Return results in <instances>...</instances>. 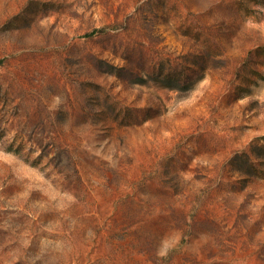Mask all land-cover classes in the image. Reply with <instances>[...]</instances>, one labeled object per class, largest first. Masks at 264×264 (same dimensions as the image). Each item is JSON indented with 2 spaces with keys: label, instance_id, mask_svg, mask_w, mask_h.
Here are the masks:
<instances>
[{
  "label": "rangeland",
  "instance_id": "1",
  "mask_svg": "<svg viewBox=\"0 0 264 264\" xmlns=\"http://www.w3.org/2000/svg\"><path fill=\"white\" fill-rule=\"evenodd\" d=\"M0 264H264V0H0Z\"/></svg>",
  "mask_w": 264,
  "mask_h": 264
}]
</instances>
